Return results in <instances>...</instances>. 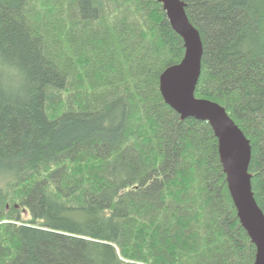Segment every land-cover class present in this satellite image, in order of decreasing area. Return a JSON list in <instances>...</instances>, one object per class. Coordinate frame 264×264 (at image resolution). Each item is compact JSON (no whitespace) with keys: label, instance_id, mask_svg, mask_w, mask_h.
<instances>
[{"label":"trees","instance_id":"trees-1","mask_svg":"<svg viewBox=\"0 0 264 264\" xmlns=\"http://www.w3.org/2000/svg\"><path fill=\"white\" fill-rule=\"evenodd\" d=\"M181 1L264 213V0ZM184 52L158 0H0V264L254 263L211 127L159 91Z\"/></svg>","mask_w":264,"mask_h":264},{"label":"water","instance_id":"water-1","mask_svg":"<svg viewBox=\"0 0 264 264\" xmlns=\"http://www.w3.org/2000/svg\"><path fill=\"white\" fill-rule=\"evenodd\" d=\"M158 1L185 49L181 62L168 67L160 75V94L181 120L193 118L207 122L211 127L218 142L220 161L239 222L256 250L253 264H264V213L252 192L250 142L223 107L195 97L203 56L200 34L189 22L181 0Z\"/></svg>","mask_w":264,"mask_h":264}]
</instances>
